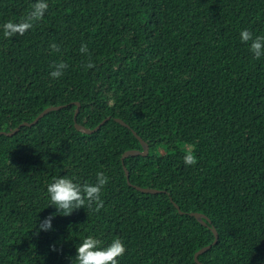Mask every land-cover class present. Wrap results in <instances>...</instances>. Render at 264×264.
<instances>
[{
    "label": "trees",
    "instance_id": "1",
    "mask_svg": "<svg viewBox=\"0 0 264 264\" xmlns=\"http://www.w3.org/2000/svg\"><path fill=\"white\" fill-rule=\"evenodd\" d=\"M36 2L0 0V132L63 109L0 134V264H75L89 236L122 240L119 264H197L215 242L210 226L219 241L201 263L264 264V57L240 39L264 36V0H44L42 20L5 38L2 26ZM77 104L79 125L111 120L79 132ZM134 132L149 154L123 164L142 150ZM124 165L132 185L161 193L131 187ZM98 173L108 178L99 212L56 215L37 233L57 211L49 184L95 185Z\"/></svg>",
    "mask_w": 264,
    "mask_h": 264
},
{
    "label": "clouds",
    "instance_id": "2",
    "mask_svg": "<svg viewBox=\"0 0 264 264\" xmlns=\"http://www.w3.org/2000/svg\"><path fill=\"white\" fill-rule=\"evenodd\" d=\"M31 8L32 10L20 22L9 21L2 26L5 38H12L17 35L24 36L27 31L34 27L35 22L42 20L48 10V4L44 0H38ZM240 39L243 43L249 44V50L255 59L259 60L264 57V36L254 37L250 31L245 29L241 31ZM50 47L59 51L55 44ZM80 51L87 53L86 46L82 45ZM53 67L55 70L51 72V76L60 78L67 65L61 62L53 65ZM87 67L94 68L95 65L89 61ZM184 163L186 166L196 165L197 159L194 150L190 149L186 153ZM107 183L108 178L103 173L97 174L95 185L75 183L67 177L55 179L53 183L47 186V193L50 198L49 207H54L57 211L39 223V228H36L37 233L51 231V221L56 218V215L71 216L74 211L81 208L99 212L104 206L101 196L102 189ZM76 252L75 264H119V258L124 256L126 247L119 238L114 239L107 247H103L101 240L89 236L77 246Z\"/></svg>",
    "mask_w": 264,
    "mask_h": 264
},
{
    "label": "water",
    "instance_id": "3",
    "mask_svg": "<svg viewBox=\"0 0 264 264\" xmlns=\"http://www.w3.org/2000/svg\"><path fill=\"white\" fill-rule=\"evenodd\" d=\"M77 111L75 113V116H74V121H75V128L77 129V131L79 132H82L86 135H92L96 132H98L108 121L111 120V117H108L107 119H105L100 125H98L95 129H88L82 125H79L78 122H77V118L79 116V113H80V104H77ZM63 109L62 106H59V107H50L48 109H46L45 111H43L37 118L34 122L32 123H24L22 124L21 126H19L15 131L13 132H10V133H7V132H0L1 135H4V136H7V137H13L14 135H16L21 128L23 127H33L34 125H36L41 119H43L45 116H47L49 113L51 112H56V111H59ZM116 122L121 124L122 126L126 127V128H130L123 120L121 119H116ZM134 135L138 138V140L140 141L141 143V147H142V150H130V151H127L124 155H123V158H122V161H123V164H124V161L129 158V157H139V156H142V157H147L148 154H149V151H150V148H149V145L140 137L138 136L137 133L134 132ZM124 170H125V173H126V177H127V181H128V184L131 186V187H134L137 191L141 192V193H144V194H159L161 193L160 191L158 190H155V189H144V188H141V187H137V186H134L131 184V181H130V173L127 169V167L124 165ZM176 208L178 210H180L179 206L176 205ZM180 213L183 215L184 213L180 211ZM190 216L192 218H195L201 225L205 226V227H209L211 224H212V221L204 214H200V213H191ZM212 232L214 233L215 235V242L213 245H210L208 247H205L203 249H201L199 252L196 253L195 255V262L197 264H203L199 261V257L205 253H207L209 250H211V248L213 246H215L218 241H219V234L217 232V230L210 226Z\"/></svg>",
    "mask_w": 264,
    "mask_h": 264
}]
</instances>
